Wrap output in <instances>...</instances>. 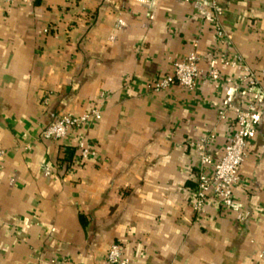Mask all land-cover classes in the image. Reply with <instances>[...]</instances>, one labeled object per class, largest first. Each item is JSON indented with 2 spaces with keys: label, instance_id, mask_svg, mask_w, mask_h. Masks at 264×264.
Returning <instances> with one entry per match:
<instances>
[{
  "label": "crops",
  "instance_id": "crops-1",
  "mask_svg": "<svg viewBox=\"0 0 264 264\" xmlns=\"http://www.w3.org/2000/svg\"><path fill=\"white\" fill-rule=\"evenodd\" d=\"M202 1L0 5V264H103L112 244L128 264H264V0H215L218 22ZM194 43V88L154 92ZM237 56L259 82L246 160L232 208L210 196L196 215L192 146L211 134L207 153L222 158L246 103L242 74L223 65ZM92 110L99 121L41 140Z\"/></svg>",
  "mask_w": 264,
  "mask_h": 264
},
{
  "label": "built area",
  "instance_id": "built-area-1",
  "mask_svg": "<svg viewBox=\"0 0 264 264\" xmlns=\"http://www.w3.org/2000/svg\"><path fill=\"white\" fill-rule=\"evenodd\" d=\"M18 0H0V5H10ZM75 0H64L65 4H69ZM202 8L199 14L202 15L206 10L210 11L213 20L218 22L222 16V10L218 7L215 0H203ZM46 33V31H44ZM197 43L192 45V50L184 58L183 61L172 65L171 71L164 78L156 81L152 85L154 92H163L170 87L176 85L186 91H191L196 80L202 75L199 70V56L197 53ZM224 67L235 70L242 74L240 84L246 88V103L243 110L237 114L235 118V130L230 137L228 144L224 148L222 158L218 162H213L207 153V148L214 140L213 135H208L197 143L193 144L196 155L200 163V173L197 177V186L193 197L192 210L196 215L203 214L206 200L213 196L220 206L226 210H230L233 206V190L238 185L241 167L246 160V128L251 115L254 112V94L258 87V79L243 63L240 57H234L224 62ZM208 77L213 81L219 80L218 71L208 72ZM217 88V84L215 85ZM48 99L44 100L46 105ZM101 115L98 111L92 110L86 114L75 117L73 115H64L51 123L41 132V140L46 142H60L66 139L71 131L79 130L87 123L99 121ZM219 119H224V113H219ZM78 153V161L85 162L94 156L79 138L76 143ZM3 152L0 150V158ZM210 170L208 173L205 170ZM248 218L247 214H238L237 221L245 222ZM49 264H67L66 260H53ZM103 264H128L124 258L120 248L116 244L109 246Z\"/></svg>",
  "mask_w": 264,
  "mask_h": 264
},
{
  "label": "trees",
  "instance_id": "trees-1",
  "mask_svg": "<svg viewBox=\"0 0 264 264\" xmlns=\"http://www.w3.org/2000/svg\"><path fill=\"white\" fill-rule=\"evenodd\" d=\"M68 154L72 155V154H74V151L70 150Z\"/></svg>",
  "mask_w": 264,
  "mask_h": 264
}]
</instances>
